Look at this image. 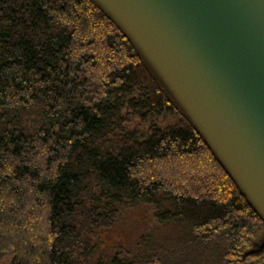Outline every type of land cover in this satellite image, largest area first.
I'll return each instance as SVG.
<instances>
[{
	"label": "trees",
	"instance_id": "trees-1",
	"mask_svg": "<svg viewBox=\"0 0 264 264\" xmlns=\"http://www.w3.org/2000/svg\"><path fill=\"white\" fill-rule=\"evenodd\" d=\"M153 232L103 253L125 208ZM154 234H157L154 235ZM154 236V237H153ZM264 222L92 0H0V264H264Z\"/></svg>",
	"mask_w": 264,
	"mask_h": 264
},
{
	"label": "water",
	"instance_id": "water-1",
	"mask_svg": "<svg viewBox=\"0 0 264 264\" xmlns=\"http://www.w3.org/2000/svg\"><path fill=\"white\" fill-rule=\"evenodd\" d=\"M92 1L264 222V0Z\"/></svg>",
	"mask_w": 264,
	"mask_h": 264
},
{
	"label": "rangeland",
	"instance_id": "rangeland-1",
	"mask_svg": "<svg viewBox=\"0 0 264 264\" xmlns=\"http://www.w3.org/2000/svg\"><path fill=\"white\" fill-rule=\"evenodd\" d=\"M153 208L148 205L125 208L111 229L104 231L100 237V249L103 253L116 254L119 251L129 253L136 245L138 238L153 232ZM157 236V234H154ZM154 237V236H153ZM264 241V240H263ZM262 241V242H263ZM196 253L190 260L191 264H214L215 254ZM8 264V259L3 260Z\"/></svg>",
	"mask_w": 264,
	"mask_h": 264
}]
</instances>
